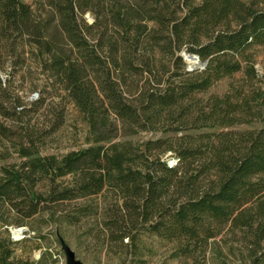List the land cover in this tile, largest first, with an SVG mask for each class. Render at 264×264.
Here are the masks:
<instances>
[{
  "label": "trees",
  "instance_id": "obj_1",
  "mask_svg": "<svg viewBox=\"0 0 264 264\" xmlns=\"http://www.w3.org/2000/svg\"><path fill=\"white\" fill-rule=\"evenodd\" d=\"M107 26L113 34L94 39L91 30ZM146 46L173 51L180 65L184 51L203 67L141 87L131 105L112 78L122 83ZM254 48L264 52V0H0V117L20 108L10 81L29 55L47 64L92 135L89 146L60 158L41 156L30 141L15 146L20 163L0 166V203L26 219L111 189L137 227L174 242L178 256L194 262L225 228H238L257 249L244 264H264V85H256ZM223 79L226 92L207 95ZM109 112L130 134L159 136L135 147L112 143L97 128ZM10 136L0 124V137ZM167 152L173 166L161 158ZM65 177L72 180L63 185ZM8 257L0 243V264Z\"/></svg>",
  "mask_w": 264,
  "mask_h": 264
},
{
  "label": "rangeland",
  "instance_id": "obj_2",
  "mask_svg": "<svg viewBox=\"0 0 264 264\" xmlns=\"http://www.w3.org/2000/svg\"><path fill=\"white\" fill-rule=\"evenodd\" d=\"M82 19L88 26L93 22L89 14H85ZM106 30L108 34H113L109 26L91 30L90 33L96 39L99 32ZM58 42L59 47L66 50V43L62 40ZM100 46L104 52L105 48L102 44ZM127 52H131V49ZM183 52L176 54L182 60ZM134 54L130 56L136 60V69L124 73L122 83L112 78L119 92L131 105L135 104L134 99L141 87L154 83H159L157 87H161L167 81H179L182 70L190 72L200 69L199 65L184 60L183 65L174 64L173 51H161L158 46H146ZM118 55H121L119 51ZM251 55L258 78L256 85L263 86L264 52L261 48H254ZM41 61L28 55L16 68L10 81L13 90L11 99H15V104L20 105V108L10 110L16 113L14 117H0V124L11 131L8 139L0 137V166L20 163L14 147L25 145V141L34 143L41 156L52 155L57 158L91 144L92 135L85 118L52 78L47 64ZM117 61L119 68L114 69L119 70L123 68V61L120 58ZM87 70L90 72L89 68ZM99 70L105 71V66L101 65ZM0 77L5 78L4 72L0 73ZM234 80L238 81V76ZM229 82V79L219 81L207 95L221 96L226 92ZM126 92H131V95ZM100 100L105 104L102 95ZM97 125L101 137L109 136L112 137V143H127L134 147L159 136L141 131L130 134L132 129L122 126L110 112ZM161 158L168 167L175 163L169 152ZM71 180V177H65L62 184ZM45 188V183L39 185L40 190ZM120 203L115 192L103 189L97 194L48 204L26 219H21L9 205L0 203V243L8 248L7 261L9 264H65L58 238L82 264H244L248 255L257 250L249 239H245L243 229L225 228L212 239L213 243L208 245L204 254L197 255L193 262L177 255L174 242L139 229L134 214L130 209L124 210ZM19 227L23 229L17 230ZM13 231L19 232L18 235L13 236Z\"/></svg>",
  "mask_w": 264,
  "mask_h": 264
},
{
  "label": "water",
  "instance_id": "obj_3",
  "mask_svg": "<svg viewBox=\"0 0 264 264\" xmlns=\"http://www.w3.org/2000/svg\"><path fill=\"white\" fill-rule=\"evenodd\" d=\"M182 56L184 61L188 63L193 62L199 65L200 69H202L203 66L201 64H198V58L196 56L185 53H183ZM16 229L22 230L23 228L19 227ZM58 241H59L60 249L62 250L64 255L65 264H82L79 260L75 258L73 251L63 242L61 238H58Z\"/></svg>",
  "mask_w": 264,
  "mask_h": 264
},
{
  "label": "bare ground",
  "instance_id": "obj_4",
  "mask_svg": "<svg viewBox=\"0 0 264 264\" xmlns=\"http://www.w3.org/2000/svg\"><path fill=\"white\" fill-rule=\"evenodd\" d=\"M13 232H14V231H13ZM18 233H19V232H17V231H16V232H14V233H13V236H17V235H18ZM19 235H20V234H19Z\"/></svg>",
  "mask_w": 264,
  "mask_h": 264
}]
</instances>
